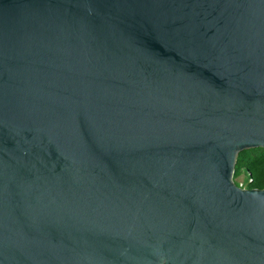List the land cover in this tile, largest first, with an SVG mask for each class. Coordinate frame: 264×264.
<instances>
[{
	"label": "water",
	"instance_id": "water-1",
	"mask_svg": "<svg viewBox=\"0 0 264 264\" xmlns=\"http://www.w3.org/2000/svg\"><path fill=\"white\" fill-rule=\"evenodd\" d=\"M264 0H0V264H264Z\"/></svg>",
	"mask_w": 264,
	"mask_h": 264
},
{
	"label": "trees",
	"instance_id": "trees-1",
	"mask_svg": "<svg viewBox=\"0 0 264 264\" xmlns=\"http://www.w3.org/2000/svg\"><path fill=\"white\" fill-rule=\"evenodd\" d=\"M242 171H247L248 190H264V150L252 149L239 155L234 180Z\"/></svg>",
	"mask_w": 264,
	"mask_h": 264
},
{
	"label": "rangeland",
	"instance_id": "rangeland-1",
	"mask_svg": "<svg viewBox=\"0 0 264 264\" xmlns=\"http://www.w3.org/2000/svg\"><path fill=\"white\" fill-rule=\"evenodd\" d=\"M249 176L247 171H242L239 176L234 180L235 184L244 190L247 189V184H248Z\"/></svg>",
	"mask_w": 264,
	"mask_h": 264
}]
</instances>
